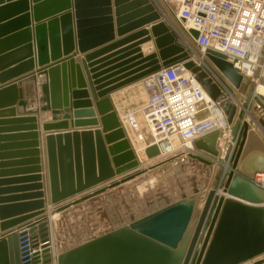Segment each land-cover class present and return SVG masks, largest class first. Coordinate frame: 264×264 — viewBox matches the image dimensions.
<instances>
[{
  "label": "water",
  "instance_id": "95a60500",
  "mask_svg": "<svg viewBox=\"0 0 264 264\" xmlns=\"http://www.w3.org/2000/svg\"><path fill=\"white\" fill-rule=\"evenodd\" d=\"M31 2L30 7L29 0H0V18L3 10L15 4H21L25 13L20 19L23 24L18 25V32L11 37L0 38V47L22 36L20 45L28 52L24 62L8 74L30 73L24 79L32 82H37V74L40 77L45 75L46 81L35 85L37 94L34 97L39 103L38 110L51 111V122L44 124L45 130L49 131L45 137V155L49 201L54 207L50 213L58 215L164 163L161 161L149 168L141 166L120 120L119 109L111 99L113 92L135 85L149 75L178 63H183L195 75L208 99L216 100L222 89L207 67L192 59L151 0ZM32 16L33 22L37 23L34 26L30 20ZM15 22L11 20L0 25V34ZM147 25L150 29L137 31ZM133 31L136 32L115 40L117 36ZM193 34L197 36L196 31ZM136 39H139L136 44L119 52L124 55L120 59L135 55L132 60L117 66L137 61L125 70L108 74L114 68L100 72L108 64L96 67L100 61L92 62L120 44ZM148 42L153 43L154 51L145 55L141 45ZM78 54L83 55L82 63L86 71L89 70L87 77L93 101L89 100L87 84L79 67L78 85L75 83L73 58ZM4 56L0 53V64ZM63 56L67 57L61 59ZM206 57L239 91L243 76L232 63L223 54L211 50L207 51ZM51 61L54 63L49 65ZM35 63L42 68L32 72ZM125 72L128 73L114 78ZM20 85L12 83L0 89L1 107L17 103L26 108L28 102ZM223 110L235 135L240 125V120L235 119L237 107L228 102ZM71 114L76 118L77 127L93 125L95 128L52 132L67 126ZM244 114L242 110L240 118ZM85 116L93 118L81 120ZM36 120L35 116L29 115L8 120L9 124L24 123L20 126L23 128L18 129L28 132L7 136L13 142L0 144V151L13 149L8 154L20 157V160L12 162L14 167L26 165L15 169L14 174L21 171L35 174L19 181L13 180V183H34L18 186L15 191H38L13 196L10 201L14 204L0 208L1 228L8 231L0 235V264H264V187L254 179L256 173H264V148L247 146L250 127L245 120L236 156L222 184V194L210 188L181 197L59 252L55 263L48 247L42 252L35 250L40 240L49 239L50 233L44 193L39 191L43 184L39 182L42 180V166ZM58 120L62 123H53ZM27 123L30 125H25ZM262 124L264 128V121ZM219 135V131H213L195 140L194 145L197 149L219 155ZM143 153L148 160H153L160 155V150L154 144L146 147ZM191 157L210 165L208 161ZM210 210L214 214L200 243ZM31 250H34L32 254Z\"/></svg>",
  "mask_w": 264,
  "mask_h": 264
},
{
  "label": "built area",
  "instance_id": "2783aa9c",
  "mask_svg": "<svg viewBox=\"0 0 264 264\" xmlns=\"http://www.w3.org/2000/svg\"><path fill=\"white\" fill-rule=\"evenodd\" d=\"M151 1L168 22L164 13H169V23H172L170 26L181 34L179 41L185 43L195 62L200 64L194 54L205 58L209 50L223 54L243 76L242 87L239 91L236 90L227 77L210 62L222 93L216 100L208 99L195 75L183 63H178L146 77L142 81L146 101L137 107L120 108V120L123 126L126 125L127 134L130 133L143 143V152L146 147L154 144L159 147L160 155L156 159L169 160L180 156L193 158V155L208 161L215 168L224 167L216 189L222 194V184L242 138L243 121H248L252 128L257 127L258 118L261 117L264 121V94L258 89L264 88V0ZM193 31L197 32V36H194ZM244 88L247 91L245 95L240 92ZM232 89L238 91L241 101L247 104L246 109L239 110L237 107L235 119L240 120V125L235 135L232 134V125L223 110V106L230 102ZM242 110L245 114L240 118ZM252 122L254 126L251 125ZM213 131H220L217 149L219 152V148H222V153L219 152V155L197 149L194 145L195 140ZM223 155L227 156L226 161H221ZM254 179L264 187V173H256ZM213 214L214 211L210 210L200 243L206 235ZM124 218L125 221L120 225L132 221L130 215ZM120 225H114L113 228ZM49 228V239L40 240L35 250L42 252L48 247L55 263L57 254L63 250L56 249L51 227Z\"/></svg>",
  "mask_w": 264,
  "mask_h": 264
},
{
  "label": "rangeland",
  "instance_id": "374dc122",
  "mask_svg": "<svg viewBox=\"0 0 264 264\" xmlns=\"http://www.w3.org/2000/svg\"><path fill=\"white\" fill-rule=\"evenodd\" d=\"M142 89L143 83L139 82L128 90L139 100L137 105L131 104L130 107L143 104L146 94L142 93L144 92ZM240 92L244 95L247 93L245 88ZM251 125L254 126V122ZM226 148L227 152L228 145ZM223 156L221 161H226L227 156ZM146 161L143 159L141 166L144 167ZM161 161L164 163L136 179L108 192L105 191L107 193L97 195L82 205L69 208L58 214L54 220L50 219L48 226L51 227L56 249L59 251L67 249L111 230L114 225L123 223L126 216L130 215L133 220L189 194L210 188L218 189L221 169L224 167L215 168L187 156L173 157L169 160L161 158L150 163L156 164Z\"/></svg>",
  "mask_w": 264,
  "mask_h": 264
},
{
  "label": "crops",
  "instance_id": "0c3cea01",
  "mask_svg": "<svg viewBox=\"0 0 264 264\" xmlns=\"http://www.w3.org/2000/svg\"><path fill=\"white\" fill-rule=\"evenodd\" d=\"M30 1V7L32 6V2ZM24 11V7L21 4H15V6H12V8L3 10V12L1 13V15L3 17L0 18V25H4L7 22L11 21V20H16V22L14 24H11V26L7 27L6 30H4L1 34H0V38L4 39L7 37H11V35L17 33L18 31V27L21 26L23 23L21 19V17L25 14L23 13ZM29 12V11H28ZM30 20L32 21L33 26L37 23L33 22L34 18L32 16V18H30ZM19 25V26H18ZM143 28H147L150 29V26H144L138 30H141ZM16 30V31H15ZM20 32V31H19ZM136 31H133L132 33H128L127 35H124L122 37L117 36L116 37V41L118 40H122L123 38H126V36L133 34ZM34 33V32H33ZM139 41V39L133 40L129 43H125L123 45H119L118 47H115L114 49H112L111 51H108L107 53L100 55L97 59H95L92 62H99V65H97L96 67L101 65H107L106 67H104V69H101L100 72H104L107 71L111 68H114L113 71H111L108 74H113L115 72H119L121 70H125V68H128L134 64H136L137 61H131L129 63H126V65L122 66V67H117L120 64H123L124 62L128 61V60H132V58L135 56L134 54L129 55L126 58L120 59L122 58L124 55L123 53H120L122 50L129 48L130 46H133L134 44H136ZM23 42L22 36H17L15 38H13L12 40H9L8 42H6L4 47H0V53L5 55L3 61L0 64V89L4 88L5 86H8L9 84L15 83V84H21L22 82V88L24 89V93H25V98L27 99V106L26 108L24 107H20L18 106V104L16 103L14 106H10V107H1L0 106V137H2V140L0 141V144H9V142H13L10 141L9 138L7 136H12L13 134H19V133H24V132H28V131H20L18 128H23L20 126H23L24 123H18V124H9L8 120L14 119V118H20V117H24V116H35L36 117V122L34 124H36L37 128H36V132L38 133V142H39V150H40V158H41V166H42V180L39 181L43 184V189L39 190V191H43L44 193V201H45V206L46 209L49 211L51 210L50 208H54L52 204H50V199H49V190H48V180H47V165H46V148H45V137L47 136V133L49 131H46L44 128V124H49L51 122V111H47V112H42L40 110H38L39 107V103L38 100H36V98L34 97V94H37L34 92L35 89V85H40L41 83L46 81L45 75L40 77L37 74V82H32V81H28L26 79H24V77H26V75L30 74V73H21V74H8V71L16 68L18 65H20V62H24V57L26 56L28 50L24 49L23 46H21L20 44ZM18 46V47H17ZM142 48V52L146 55L152 51H154V47H153V43L152 42H148V43H144L141 45ZM118 53V54H117ZM117 54V55H115ZM70 55H73V53H71ZM69 55V56H70ZM111 57L112 59H108L107 61H104V59H106L107 57L113 56ZM2 56V55H1ZM67 57V56H66ZM65 56L61 57V59H65ZM82 58V59H81ZM60 59V60H61ZM75 60V64L73 65V74L75 77V83L76 85H78V70L77 68L79 67L82 76H84L85 82H86V90H88L89 92V100L92 99V93L90 90V86H89V80L87 77V72L89 70L86 71L85 66L83 65L82 61L84 59L83 55L78 54L76 55L74 58ZM120 59L119 61H116ZM103 60V61H102ZM116 61V62H114ZM54 62L51 61L49 63L53 64ZM17 64V65H15ZM62 64H59V66H61ZM42 67H39L37 65V63H35V68L32 72L38 71L39 69H41ZM116 68V69H115ZM128 73V72H127ZM125 73H122V75H117L118 77H114V78H119L121 76H124ZM5 75L4 77H1V75ZM7 74V75H6ZM60 82H61V76H62V72H61V68H60ZM107 74V75H108ZM10 75V76H9ZM72 75V74H71ZM107 75H103V76H107ZM68 73H67V81L68 80ZM83 80V79H82ZM63 86V83H62ZM132 86V85H131ZM131 86H128L126 88H123L121 90L115 91L113 92L110 96L111 99L113 101V104L115 106L116 109H120L121 108H125L127 106H131L138 103L139 100L136 98V96H133V93L131 94V92H129L128 90L131 88ZM133 89V88H132ZM143 91V89H142ZM144 93V92H142ZM135 95V94H134ZM146 101V99H145ZM144 101V102H145ZM143 102V103H144ZM9 104V103H7ZM137 105V104H136ZM119 112V110H118ZM119 114V113H118ZM72 115V114H71ZM98 120L100 122L99 116L97 114ZM96 117V118H97ZM90 118L93 117H82L81 120H89ZM76 118L72 115L71 119L67 120V126H62L61 129L59 130H54L52 132H55V134H57V132H66V131H73L75 129H79L82 130L84 128H95V126L93 125H89V126H80L77 127L76 123H75ZM54 124H61L62 120H58L53 122ZM30 125V123H27L25 125ZM28 125V126H29ZM14 129H17L15 131H13ZM94 130V129H93ZM264 130V128L262 129V131ZM261 131V132H262ZM264 132V131H263ZM258 135V134H257ZM264 136V134L262 135ZM262 136H258L259 139V144H257V147L260 148H264V141L263 139H261L260 141V137ZM24 141V140H23ZM23 141H19V142H23ZM28 141V140H25ZM19 150V149H18ZM13 149H6L1 150L0 151V208L2 206H7L9 204H14L15 202L10 201V199L13 196H18L21 194H27V193H32V192H38V191H25V192H19V191H15L16 187L18 186H30L31 184H34L32 182L29 183H22V182H18V183H13V180H20L21 178H26L27 176H33L35 174L33 173H22L23 171H21V173L17 172V174H14V170L18 169V168H22L25 167L26 165H22L19 167H14L13 163L15 160H20V157L17 158L13 155V154H8L10 152H13ZM36 183V182H35ZM109 190H107L108 192ZM107 192H104L100 195H103ZM99 196V195H98ZM97 197V196H96ZM92 199V198H91ZM87 202V201H86ZM85 203V202H84ZM84 203L78 204V205H82ZM77 206V205H76ZM74 207V206H73ZM72 208V207H71ZM48 213V212H47ZM1 219H0V235L4 234L5 232H8L6 230H2L1 228ZM16 228V227H15Z\"/></svg>",
  "mask_w": 264,
  "mask_h": 264
},
{
  "label": "bare ground",
  "instance_id": "6f19581e",
  "mask_svg": "<svg viewBox=\"0 0 264 264\" xmlns=\"http://www.w3.org/2000/svg\"><path fill=\"white\" fill-rule=\"evenodd\" d=\"M159 8H160V6H159ZM159 12L161 13V11L159 10ZM163 15V14H162ZM164 16L165 17H167L168 18V20H169V22H170V16H169V13H167L166 11H165V13H164ZM163 16V17H164ZM168 21H167V23L169 24V26L170 25H172V23L170 24ZM171 28H172V30L177 34V36H178V38L180 39V38H182V36H181V34H178V32L176 31V28H174L173 26H170ZM180 43L187 49V46L185 45V43H183V42H181L180 41ZM188 50V49H187ZM194 57H197V59H198V61H200V63L201 64H203V65H205L206 67H207V69L209 70V73L211 74V76L213 77V79H217V77H216V73H215V71H214V69H213V67H212V65H211V63H210V61H209V59H207V58H205L204 56H198L197 54H194ZM216 79H215V81H216ZM142 82V81H141ZM259 89V92H262L263 94H264V88L263 87H261V88H258ZM231 92L232 93H230V102L231 103H234V104H236L237 106L236 107H238L239 108V110H240V108H245L246 109V105L247 104H245V103H243L242 101H241V99H240V97H239V94H238V91H236V90H234V89H232L231 90ZM121 108V107H120ZM121 114V113H120ZM122 115V114H121ZM261 118V117H260ZM260 118H258L257 119V121H256V125H257V127H254V128H252V127H250L249 128V130H248V144H247V146L251 143V145L250 146H253V147H257V141H258V139H259V137L258 136H262L263 134H264V130L262 131V129H263V124H262V120L263 119H260ZM246 122H248V121H246ZM248 124H249V122H248ZM250 126V125H249ZM124 128H125V130L127 129V127H126V125L125 126H123ZM127 131V130H126ZM262 131V132H261ZM127 133V132H126ZM219 133H220V131H219ZM258 134V135H257ZM127 137H128V139L130 140V142L132 143V145H133V147H134V149H135V151L137 152V155H138V158H139V160L141 161V162H143V159H145V157H144V153H143V143L140 141V140H136L134 137H132V135L130 134V133H128L127 134ZM261 139H263V141H264V136H262V137H260V141H261ZM178 142V141H177ZM222 148H219V152L220 153H222V150H221ZM147 160V159H146ZM154 162V161H153ZM155 163H150V161H146V164H145V166L147 167V168H149V167H151L152 165H154ZM51 210L53 209V208H50ZM51 210H47V215H48V217H49V221L51 222V220H54V218L57 216V214H52V213H50V211ZM51 219V220H50Z\"/></svg>",
  "mask_w": 264,
  "mask_h": 264
}]
</instances>
